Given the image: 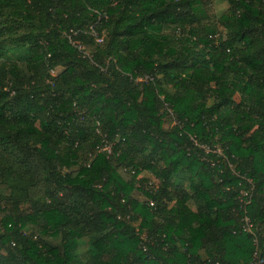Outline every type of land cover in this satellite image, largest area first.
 Segmentation results:
<instances>
[{
	"label": "trees",
	"instance_id": "obj_1",
	"mask_svg": "<svg viewBox=\"0 0 264 264\" xmlns=\"http://www.w3.org/2000/svg\"><path fill=\"white\" fill-rule=\"evenodd\" d=\"M223 1L0 0V264L264 257V0Z\"/></svg>",
	"mask_w": 264,
	"mask_h": 264
},
{
	"label": "rangeland",
	"instance_id": "obj_2",
	"mask_svg": "<svg viewBox=\"0 0 264 264\" xmlns=\"http://www.w3.org/2000/svg\"><path fill=\"white\" fill-rule=\"evenodd\" d=\"M205 1L207 2V7L209 10V20L211 22H215L217 18L228 8L227 3L223 0H205Z\"/></svg>",
	"mask_w": 264,
	"mask_h": 264
},
{
	"label": "built area",
	"instance_id": "obj_3",
	"mask_svg": "<svg viewBox=\"0 0 264 264\" xmlns=\"http://www.w3.org/2000/svg\"><path fill=\"white\" fill-rule=\"evenodd\" d=\"M93 34V32H92ZM94 37H97L96 34H93ZM98 43H101L102 39H97L96 40ZM245 195V194H244ZM251 228L250 222L247 218L244 219V225H243V230L245 232H249ZM248 264H264V257L260 256L257 251L254 253L253 259L250 263Z\"/></svg>",
	"mask_w": 264,
	"mask_h": 264
}]
</instances>
